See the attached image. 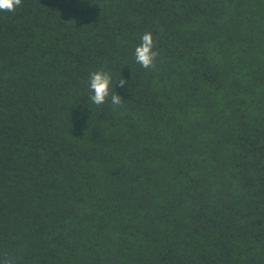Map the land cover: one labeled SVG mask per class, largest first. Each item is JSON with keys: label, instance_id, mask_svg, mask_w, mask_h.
<instances>
[{"label": "trees", "instance_id": "1", "mask_svg": "<svg viewBox=\"0 0 264 264\" xmlns=\"http://www.w3.org/2000/svg\"><path fill=\"white\" fill-rule=\"evenodd\" d=\"M146 32L149 69L135 59ZM98 70L120 105L91 101ZM5 258L264 264V0L0 11Z\"/></svg>", "mask_w": 264, "mask_h": 264}, {"label": "clouds", "instance_id": "2", "mask_svg": "<svg viewBox=\"0 0 264 264\" xmlns=\"http://www.w3.org/2000/svg\"><path fill=\"white\" fill-rule=\"evenodd\" d=\"M22 5V0H0V11L15 12L16 8ZM154 38L151 32H146L141 36V42L135 49V59L143 68H155L159 52L154 50ZM127 83L125 79L118 81L122 88ZM112 76L103 70L92 72L89 80V88L92 93L91 101L96 105L104 104L109 97L113 105H120L122 97L111 93ZM4 264H10L5 258Z\"/></svg>", "mask_w": 264, "mask_h": 264}]
</instances>
